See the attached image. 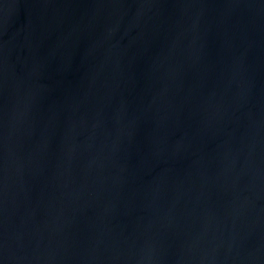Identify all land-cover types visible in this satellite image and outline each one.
Instances as JSON below:
<instances>
[{
	"label": "water",
	"instance_id": "water-1",
	"mask_svg": "<svg viewBox=\"0 0 264 264\" xmlns=\"http://www.w3.org/2000/svg\"><path fill=\"white\" fill-rule=\"evenodd\" d=\"M0 264H264V0H0Z\"/></svg>",
	"mask_w": 264,
	"mask_h": 264
}]
</instances>
